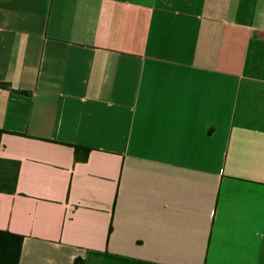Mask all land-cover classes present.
<instances>
[{
	"label": "crops",
	"instance_id": "obj_1",
	"mask_svg": "<svg viewBox=\"0 0 264 264\" xmlns=\"http://www.w3.org/2000/svg\"><path fill=\"white\" fill-rule=\"evenodd\" d=\"M0 127L20 264H264V0H0Z\"/></svg>",
	"mask_w": 264,
	"mask_h": 264
},
{
	"label": "trees",
	"instance_id": "obj_2",
	"mask_svg": "<svg viewBox=\"0 0 264 264\" xmlns=\"http://www.w3.org/2000/svg\"><path fill=\"white\" fill-rule=\"evenodd\" d=\"M8 83H3L7 85ZM6 130L0 127V146L1 135ZM75 159L86 160L90 148L75 144ZM20 161L17 159L7 158L0 155V191L13 193L16 191V185L19 177ZM110 226V232L112 230ZM24 235L13 232L9 229L0 228V264H20L22 254ZM76 264H83L81 258H76Z\"/></svg>",
	"mask_w": 264,
	"mask_h": 264
}]
</instances>
